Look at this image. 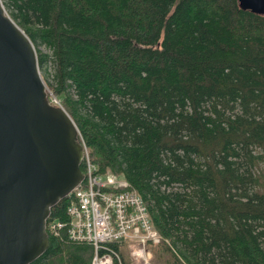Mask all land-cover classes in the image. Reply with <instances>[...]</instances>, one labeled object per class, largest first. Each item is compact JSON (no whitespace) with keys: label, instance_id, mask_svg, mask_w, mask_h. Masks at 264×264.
<instances>
[{"label":"trees","instance_id":"16d2710c","mask_svg":"<svg viewBox=\"0 0 264 264\" xmlns=\"http://www.w3.org/2000/svg\"><path fill=\"white\" fill-rule=\"evenodd\" d=\"M1 1L97 172L146 204L156 254L264 264V15L238 0ZM70 197L48 221H68ZM48 239L29 264H91V243ZM125 243L106 244L113 264Z\"/></svg>","mask_w":264,"mask_h":264},{"label":"water","instance_id":"95a60500","mask_svg":"<svg viewBox=\"0 0 264 264\" xmlns=\"http://www.w3.org/2000/svg\"><path fill=\"white\" fill-rule=\"evenodd\" d=\"M264 15V0H238ZM36 49L0 0V264H29L48 247L50 210L84 177V145L48 99Z\"/></svg>","mask_w":264,"mask_h":264},{"label":"built area","instance_id":"2783aa9c","mask_svg":"<svg viewBox=\"0 0 264 264\" xmlns=\"http://www.w3.org/2000/svg\"><path fill=\"white\" fill-rule=\"evenodd\" d=\"M82 163L83 179L65 196H71L66 210L69 219L48 221V216L47 234L91 243L94 250L91 264H113L114 256L118 255L106 244L126 239L132 246L134 260L149 264L151 255L146 245L158 244L164 238L153 227L146 204L135 190H118L128 185L122 176L98 173L85 146Z\"/></svg>","mask_w":264,"mask_h":264},{"label":"rangeland","instance_id":"374dc122","mask_svg":"<svg viewBox=\"0 0 264 264\" xmlns=\"http://www.w3.org/2000/svg\"><path fill=\"white\" fill-rule=\"evenodd\" d=\"M43 51H47V49L43 46L39 47ZM54 101V99H53ZM256 172L257 174H261L263 177L264 181V161H261L257 164L256 166ZM107 176H104L106 178ZM118 178H121L120 176H117ZM147 249L150 251L151 257H149V264H170L171 258L168 256V254H156L155 250H153V247L150 245H146ZM122 254L128 264H142L139 261L134 260L131 252H132V246L128 245V243H125L124 246L122 247Z\"/></svg>","mask_w":264,"mask_h":264},{"label":"bare ground","instance_id":"6f19581e","mask_svg":"<svg viewBox=\"0 0 264 264\" xmlns=\"http://www.w3.org/2000/svg\"><path fill=\"white\" fill-rule=\"evenodd\" d=\"M161 248V247H160Z\"/></svg>","mask_w":264,"mask_h":264}]
</instances>
